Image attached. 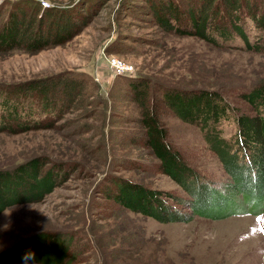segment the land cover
I'll use <instances>...</instances> for the list:
<instances>
[{"label": "rangeland", "instance_id": "1", "mask_svg": "<svg viewBox=\"0 0 264 264\" xmlns=\"http://www.w3.org/2000/svg\"><path fill=\"white\" fill-rule=\"evenodd\" d=\"M151 1L0 0V25L23 5L28 11L38 8L40 15L48 6L93 4L95 12L66 42L38 52L20 47L0 51V85L65 73L80 86L62 113L40 115L46 120L40 126L0 132V169L39 157L41 170L52 167L58 182L41 200L16 203L1 212L0 250L50 232L64 241L65 264H264V208L161 221L116 199L122 184L129 182L158 190L161 202L171 209H185L193 198L162 170L160 158L145 143L135 99L139 83L145 82L159 97L169 142L184 161L209 188L226 192L231 174L204 129L163 101L164 88L209 89L240 113H253L243 92L264 81V52L241 47L238 36L217 45L199 35L171 32L158 23ZM175 1L189 8L202 0ZM249 23L251 38L264 41V29ZM109 53L135 70L116 73L106 58ZM218 128L226 137L238 129L233 119Z\"/></svg>", "mask_w": 264, "mask_h": 264}, {"label": "trees", "instance_id": "2", "mask_svg": "<svg viewBox=\"0 0 264 264\" xmlns=\"http://www.w3.org/2000/svg\"><path fill=\"white\" fill-rule=\"evenodd\" d=\"M92 7L93 4L76 8L48 6L40 15L38 8L28 11L23 5L2 21L0 51L20 47L38 52L66 42L89 23L95 14ZM151 7L158 23L171 32L199 35L217 45L238 36L241 47L264 52V41L257 36L252 39L248 30L249 22L264 29V0H202L199 6L189 8L175 0H152ZM185 19L187 23L183 22ZM78 85L79 80L65 73L0 85V132L38 127L46 121L40 115L62 113L66 104L76 98ZM137 90L135 99L141 107L138 123L144 130L145 143L160 158L162 170L176 179L193 198L187 200L185 209H171L161 202L158 190L129 182L122 184L116 193L118 201L161 221H190L195 215L223 217L263 211L264 81L243 92L253 113H240L223 95L209 89L164 88L163 101L185 120L204 129L207 142L231 174V181L225 185L226 192L209 188L169 142L168 128L160 116L159 97L150 93L145 82L139 83ZM60 99L64 101L61 105ZM231 119L238 129L233 136L226 137L218 125ZM42 166L43 160L36 157L14 169H0V214L10 205L39 201L54 189L58 182L53 168L43 172ZM239 194L241 199L236 198ZM66 250L63 240L44 232L0 250V264L22 261L65 264Z\"/></svg>", "mask_w": 264, "mask_h": 264}, {"label": "built area", "instance_id": "3", "mask_svg": "<svg viewBox=\"0 0 264 264\" xmlns=\"http://www.w3.org/2000/svg\"><path fill=\"white\" fill-rule=\"evenodd\" d=\"M106 58L111 64V66H113L116 73L127 74L135 70L132 64L122 60L121 58H119L113 53H109L108 55H106Z\"/></svg>", "mask_w": 264, "mask_h": 264}, {"label": "clouds", "instance_id": "4", "mask_svg": "<svg viewBox=\"0 0 264 264\" xmlns=\"http://www.w3.org/2000/svg\"><path fill=\"white\" fill-rule=\"evenodd\" d=\"M29 255H31V254H29Z\"/></svg>", "mask_w": 264, "mask_h": 264}]
</instances>
